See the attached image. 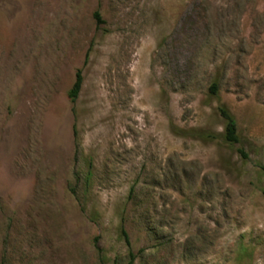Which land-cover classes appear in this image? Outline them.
<instances>
[{
    "label": "rangeland",
    "instance_id": "1",
    "mask_svg": "<svg viewBox=\"0 0 264 264\" xmlns=\"http://www.w3.org/2000/svg\"><path fill=\"white\" fill-rule=\"evenodd\" d=\"M240 240L264 264V0H0V264H249Z\"/></svg>",
    "mask_w": 264,
    "mask_h": 264
},
{
    "label": "trees",
    "instance_id": "2",
    "mask_svg": "<svg viewBox=\"0 0 264 264\" xmlns=\"http://www.w3.org/2000/svg\"><path fill=\"white\" fill-rule=\"evenodd\" d=\"M95 17L97 18L99 22H103L100 12L97 11L95 13ZM83 83H84V76H83L82 70H79L77 73L75 83L69 91V96L72 99V101H76L78 99L80 92L82 91V88H83ZM211 91L213 93H217L218 91L217 83L212 84ZM219 111H220L221 116L225 120V128H224V132L222 133L223 140L230 145L239 143L240 134H239V129H238V122H237L235 115L230 111V109H228L225 106H221L219 108ZM183 133L184 135H191L201 140H213V139H216L217 137L216 135L206 130H196V129L183 130ZM239 152L247 156L244 149H239ZM122 231H123V237H124V240L126 241V244L130 246L131 242L128 236V232L124 230V227L122 228ZM129 253H130L131 258L128 264H134L136 255L133 254V252L131 251ZM236 253H237L236 259L240 261H247L249 264H251V260H253V256L255 253V248L251 247L250 244L245 243L243 240H240Z\"/></svg>",
    "mask_w": 264,
    "mask_h": 264
}]
</instances>
